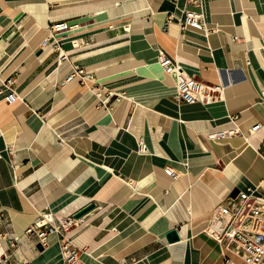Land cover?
I'll list each match as a JSON object with an SVG mask.
<instances>
[{
  "label": "crops",
  "instance_id": "0c3cea01",
  "mask_svg": "<svg viewBox=\"0 0 264 264\" xmlns=\"http://www.w3.org/2000/svg\"><path fill=\"white\" fill-rule=\"evenodd\" d=\"M186 10L202 14L204 31L180 27ZM58 21L78 25L60 39L61 62L41 45ZM159 50L220 90L206 102L177 100ZM74 65L92 78L61 85ZM8 77L19 95L0 96L8 264H63L59 234L42 247L24 233L43 211L72 218L65 233L86 264H246L203 229L233 191L264 196V0H0Z\"/></svg>",
  "mask_w": 264,
  "mask_h": 264
},
{
  "label": "built area",
  "instance_id": "2783aa9c",
  "mask_svg": "<svg viewBox=\"0 0 264 264\" xmlns=\"http://www.w3.org/2000/svg\"><path fill=\"white\" fill-rule=\"evenodd\" d=\"M190 2L196 4V0H190ZM202 18L201 13L195 10H186L180 22V27L182 29L189 27L204 31ZM77 27V24H69L66 21L51 23L47 27V37L41 45L51 47L52 51L57 52V60L61 62L66 59V55L61 50L60 39L65 37L67 31ZM73 45L78 46L79 42L73 40ZM157 62L165 73L175 75L174 97L183 103L206 102L211 92L220 90L218 85L210 87L197 78L185 74L162 50L157 53ZM91 78V75L87 74L83 68L74 65L60 84L64 85L73 80L85 84ZM13 83L14 79L12 77L0 78V96L5 90L6 93L3 94V99L7 103L19 99V95L13 90ZM95 93L98 97H101L98 89ZM262 94L264 95V89ZM111 95L109 94L100 102L106 104ZM259 126L260 124H255L250 131H255ZM238 132V128L221 130L210 133L209 137L220 140ZM58 142L63 143V140L58 137ZM262 149L264 152V143ZM142 151H144L143 146ZM165 173L172 178L177 177V174L171 168H166ZM72 222L73 220L70 217L56 218L50 211H43L39 213L34 222L25 228L24 233L28 236H34L36 243L42 247L47 244L50 234H59V248L63 264H86L80 258V250L65 233ZM203 232L225 250L240 257L246 264H264V196L256 195L253 191H239L235 197H228L221 201L213 207L211 217L207 221ZM0 264H8L7 254H0Z\"/></svg>",
  "mask_w": 264,
  "mask_h": 264
},
{
  "label": "water",
  "instance_id": "95a60500",
  "mask_svg": "<svg viewBox=\"0 0 264 264\" xmlns=\"http://www.w3.org/2000/svg\"><path fill=\"white\" fill-rule=\"evenodd\" d=\"M238 191L235 190L232 192L231 197H235L237 195ZM95 207V203L90 202L88 204H86L84 207H82L81 209H79L78 211H76L72 217L74 219H78L80 217H82L83 215H85L87 212H89L90 210H92ZM165 239L168 243H174L180 240V235L177 231L176 228H171L169 229L166 233H165ZM39 245V244H38ZM40 246V245H39Z\"/></svg>",
  "mask_w": 264,
  "mask_h": 264
},
{
  "label": "bare ground",
  "instance_id": "6f19581e",
  "mask_svg": "<svg viewBox=\"0 0 264 264\" xmlns=\"http://www.w3.org/2000/svg\"><path fill=\"white\" fill-rule=\"evenodd\" d=\"M207 235V234H206ZM208 236V235H207ZM211 238V237H210Z\"/></svg>",
  "mask_w": 264,
  "mask_h": 264
}]
</instances>
